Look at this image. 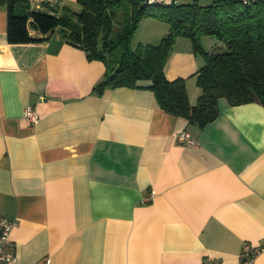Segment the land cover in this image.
Returning a JSON list of instances; mask_svg holds the SVG:
<instances>
[{"label":"crops","instance_id":"1","mask_svg":"<svg viewBox=\"0 0 264 264\" xmlns=\"http://www.w3.org/2000/svg\"><path fill=\"white\" fill-rule=\"evenodd\" d=\"M28 2L56 15L77 9L76 0ZM141 23L145 36L168 31ZM149 40L138 42H159ZM199 66L189 40L176 38L164 74L185 80L191 104ZM104 70L60 30L8 44L0 6V216L17 222L12 264H237L246 243L262 248L253 264H264V104L221 99L198 128L160 110L149 81L94 93ZM27 108L37 123L23 118ZM180 132L194 144L178 143Z\"/></svg>","mask_w":264,"mask_h":264},{"label":"trees","instance_id":"2","mask_svg":"<svg viewBox=\"0 0 264 264\" xmlns=\"http://www.w3.org/2000/svg\"><path fill=\"white\" fill-rule=\"evenodd\" d=\"M0 6L6 12L8 44L44 41L60 30L64 42L83 51L89 61H101L105 70L94 93L137 89V82L149 81L147 89L160 110L198 128L217 117L221 99L232 106L264 104V0H76L77 9L64 6L59 15L33 10L28 0H0ZM146 18L166 23L168 31L156 44L133 45L134 33ZM31 28L42 37H33ZM178 37L189 40L200 62L194 74L200 91L195 104L189 101L184 79L170 81L164 74ZM204 38L220 45L206 50Z\"/></svg>","mask_w":264,"mask_h":264},{"label":"built area","instance_id":"3","mask_svg":"<svg viewBox=\"0 0 264 264\" xmlns=\"http://www.w3.org/2000/svg\"><path fill=\"white\" fill-rule=\"evenodd\" d=\"M149 3H170L171 0H147ZM23 118L30 123H37L38 116L32 108H27L23 112ZM176 141L184 145L194 144L188 132H180L175 135ZM17 222L15 220H8L0 216V264H12L15 263L16 257L12 252L7 251L9 245V233L16 226ZM262 251L259 246H254L251 244H244L237 264H253L255 257ZM205 264V263H204ZM206 264H217L211 261Z\"/></svg>","mask_w":264,"mask_h":264},{"label":"rangeland","instance_id":"4","mask_svg":"<svg viewBox=\"0 0 264 264\" xmlns=\"http://www.w3.org/2000/svg\"><path fill=\"white\" fill-rule=\"evenodd\" d=\"M162 22V21H161ZM148 27H147V25H142V23H141V25H140V23H139V25H138V29H137V33H136V35L135 36H133V45H135L136 44V42H138V41H143V42H145L146 40H149V39H152V40H149V41H154V42H158L160 39H161V35L162 34H160L161 32H160V29H149V31H151V33H150V35H148L147 34V36H145V34H144V31L147 29ZM149 28H151V27H149ZM158 33H159V35H158ZM165 33V32H164ZM154 34H156V36H154ZM149 38V39H148ZM144 39V40H143Z\"/></svg>","mask_w":264,"mask_h":264}]
</instances>
